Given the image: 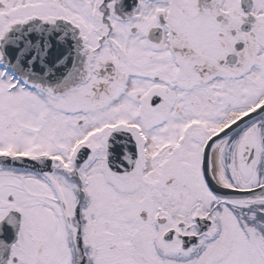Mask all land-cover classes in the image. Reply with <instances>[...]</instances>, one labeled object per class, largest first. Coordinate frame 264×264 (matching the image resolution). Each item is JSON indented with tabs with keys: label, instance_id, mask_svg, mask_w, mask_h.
<instances>
[{
	"label": "snow or ice",
	"instance_id": "6c2138e0",
	"mask_svg": "<svg viewBox=\"0 0 264 264\" xmlns=\"http://www.w3.org/2000/svg\"><path fill=\"white\" fill-rule=\"evenodd\" d=\"M0 264H264V0H0Z\"/></svg>",
	"mask_w": 264,
	"mask_h": 264
}]
</instances>
